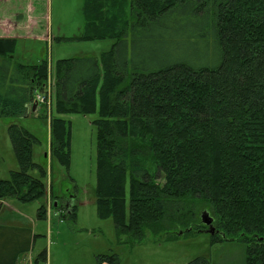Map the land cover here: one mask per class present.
<instances>
[{
  "label": "trees",
  "instance_id": "16d2710c",
  "mask_svg": "<svg viewBox=\"0 0 264 264\" xmlns=\"http://www.w3.org/2000/svg\"><path fill=\"white\" fill-rule=\"evenodd\" d=\"M84 16L77 40L114 44L101 64L57 62L54 106L40 114L51 158L70 167L61 115L98 114L96 204L119 240L135 246L178 227L203 233L207 210L213 241L244 242L247 264H264V0H84ZM15 50V40L0 39V119L26 117L50 77L47 60L21 64ZM8 133L20 171L0 180V200L39 202L48 195L33 160L39 140L15 124ZM62 217L75 223L76 206ZM33 264H47V251Z\"/></svg>",
  "mask_w": 264,
  "mask_h": 264
},
{
  "label": "rangeland",
  "instance_id": "374dc122",
  "mask_svg": "<svg viewBox=\"0 0 264 264\" xmlns=\"http://www.w3.org/2000/svg\"><path fill=\"white\" fill-rule=\"evenodd\" d=\"M36 1L41 10L47 12L49 18H45L44 26L46 34L51 36L49 40L44 39V43L19 41L15 52L18 60L24 64L47 60L54 82L59 60L95 57L101 64L103 55L109 52L114 42L110 39L77 40L85 31L83 0ZM60 38L62 40H58ZM45 109V105L38 107L40 114ZM60 118L70 127L69 168L50 156L48 119L37 116L0 119V180H9L12 171H20L8 133L9 126L18 125L39 140L33 148V160L45 170L43 181L48 195L39 202L19 205L38 222L37 233L42 237L37 240L36 255L46 250L48 264H97L95 258L98 255H117L119 264H190L197 258H205L209 264H247L246 243L213 241L211 234L189 232L182 227L174 230V236L148 232L135 246L127 237L119 240L112 218H101L96 204L98 140L94 123L99 116L64 114ZM31 175L39 177L40 173L35 170ZM49 196L58 198L55 202L63 211L61 214L52 206L53 200L52 204L47 200ZM69 197L74 198L76 206L75 223L62 217ZM41 206L46 209L43 219L38 218Z\"/></svg>",
  "mask_w": 264,
  "mask_h": 264
},
{
  "label": "crops",
  "instance_id": "0c3cea01",
  "mask_svg": "<svg viewBox=\"0 0 264 264\" xmlns=\"http://www.w3.org/2000/svg\"><path fill=\"white\" fill-rule=\"evenodd\" d=\"M45 18H49L47 12L41 10L36 0H0V39L18 41L16 47L24 40L44 43L43 40L51 36L46 34ZM13 60L24 64L15 53ZM29 116L40 117L38 107L34 109L30 105L26 117ZM72 198L69 200L71 206ZM47 200L52 204L50 196ZM19 205L21 203L14 199L0 200V264H33L42 252L35 254L37 240L42 237L37 233L38 222Z\"/></svg>",
  "mask_w": 264,
  "mask_h": 264
},
{
  "label": "water",
  "instance_id": "95a60500",
  "mask_svg": "<svg viewBox=\"0 0 264 264\" xmlns=\"http://www.w3.org/2000/svg\"><path fill=\"white\" fill-rule=\"evenodd\" d=\"M36 108V106H34V109ZM55 206H57V203L55 204ZM201 220H202V223L208 227L207 230L203 231L204 233H207V234H211V235H214L215 234V229L214 227L212 226V222H213V219L209 216L208 213H203L202 216H201Z\"/></svg>",
  "mask_w": 264,
  "mask_h": 264
},
{
  "label": "built area",
  "instance_id": "2783aa9c",
  "mask_svg": "<svg viewBox=\"0 0 264 264\" xmlns=\"http://www.w3.org/2000/svg\"><path fill=\"white\" fill-rule=\"evenodd\" d=\"M47 94H41L37 90L35 91V99L37 103L50 105V88L47 90Z\"/></svg>",
  "mask_w": 264,
  "mask_h": 264
}]
</instances>
